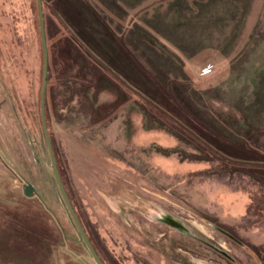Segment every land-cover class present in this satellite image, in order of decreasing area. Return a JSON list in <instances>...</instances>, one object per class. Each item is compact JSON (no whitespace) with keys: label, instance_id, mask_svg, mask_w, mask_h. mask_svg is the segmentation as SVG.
<instances>
[{"label":"rangeland","instance_id":"rangeland-1","mask_svg":"<svg viewBox=\"0 0 264 264\" xmlns=\"http://www.w3.org/2000/svg\"><path fill=\"white\" fill-rule=\"evenodd\" d=\"M42 11L48 131L106 262L264 264V179L223 157L264 162V0H42ZM42 59L37 1L0 0V264H96L46 161ZM153 202L203 225L200 238L153 219ZM217 202L243 215L223 218Z\"/></svg>","mask_w":264,"mask_h":264},{"label":"water","instance_id":"water-1","mask_svg":"<svg viewBox=\"0 0 264 264\" xmlns=\"http://www.w3.org/2000/svg\"><path fill=\"white\" fill-rule=\"evenodd\" d=\"M37 1V8H38V17H39V30H40V37H41V45H42V84H41V91H40V114H41V123H42V130L45 140V157L48 165L50 166L53 177L60 195L61 203L65 209L68 219L74 226L76 230V234L78 236L79 241L83 244L84 248L90 255V257L94 260L96 264H106L104 260L101 258L97 250L95 249L92 241L90 240L83 224L81 223L79 216L77 215L75 208L71 202V199L67 193L65 185L63 183L62 177L60 175L50 134L47 127L46 121V113H45V92L47 87V76H48V50H47V42H46V35L44 29V18H43V11H42V0ZM25 195L30 196L34 193V186L31 183H27L23 189ZM162 222L169 224L178 229H182L180 219L179 218H169L164 219ZM220 229V227H218ZM223 230V229H221Z\"/></svg>","mask_w":264,"mask_h":264},{"label":"flooded vegetation","instance_id":"flooded-vegetation-1","mask_svg":"<svg viewBox=\"0 0 264 264\" xmlns=\"http://www.w3.org/2000/svg\"><path fill=\"white\" fill-rule=\"evenodd\" d=\"M148 215H150L153 219H157L159 221H162L164 219H169V218H179L180 219V223H181V227H182V229H179L180 231H185L191 237L200 238L198 236V232H202L201 229H200V227L203 228V225H201L198 222H196V223L195 222H189L187 218H185L183 216H180V215H177L176 213L167 210V208L162 207L161 204H159V203H156V202L150 203L149 209H148ZM79 219H80V217H79ZM200 219H201V221H203L205 223V220L206 219L205 220L202 219V218H200ZM206 223H207V221H206ZM167 225H169V224H167ZM175 229L178 230V228H175ZM92 243H93L95 249L98 252L99 250H98L97 246L94 244V242H92ZM193 260L196 261V262H198V263H199L200 260L201 261H204L203 259H200V258H194ZM194 261L191 260V262H194Z\"/></svg>","mask_w":264,"mask_h":264},{"label":"trees","instance_id":"trees-1","mask_svg":"<svg viewBox=\"0 0 264 264\" xmlns=\"http://www.w3.org/2000/svg\"><path fill=\"white\" fill-rule=\"evenodd\" d=\"M225 151V150H224ZM221 156V155H220ZM223 156V155H222ZM225 160L229 161V162H233V163H239L241 165H244V166H249L250 168H253L256 170V172H258L257 174L259 175H262L261 177L264 179V162H257V161H254V162H248V161H245L243 159H239V158H230V157H227V156H223ZM99 252V251H98ZM100 256L102 257V259L104 260V262L106 264H108L106 262V260L103 258L101 252H99Z\"/></svg>","mask_w":264,"mask_h":264},{"label":"crops","instance_id":"crops-1","mask_svg":"<svg viewBox=\"0 0 264 264\" xmlns=\"http://www.w3.org/2000/svg\"><path fill=\"white\" fill-rule=\"evenodd\" d=\"M219 188H221V187H219ZM219 188H215V190L213 191V192H211V196L210 197H212L213 198V196L212 195H214V192L216 191V190H218ZM214 199V198H213ZM220 206L218 207V208H220L219 210L222 212V216H223V218H231V219H237L238 217H241L242 215L241 214H235L233 217L232 216H227V211L230 209V207H223V205L221 204V203H219V202H217ZM231 206V205H230ZM233 206H235V204L233 205ZM232 207V206H231ZM246 209H247V207H246ZM232 210V209H231ZM232 212V211H231Z\"/></svg>","mask_w":264,"mask_h":264},{"label":"built area","instance_id":"built-area-1","mask_svg":"<svg viewBox=\"0 0 264 264\" xmlns=\"http://www.w3.org/2000/svg\"><path fill=\"white\" fill-rule=\"evenodd\" d=\"M209 71H205L204 73H208Z\"/></svg>","mask_w":264,"mask_h":264}]
</instances>
